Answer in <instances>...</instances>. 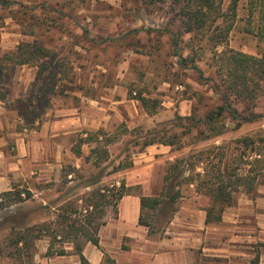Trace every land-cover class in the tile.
Wrapping results in <instances>:
<instances>
[{"label":"rangeland","instance_id":"374dc122","mask_svg":"<svg viewBox=\"0 0 264 264\" xmlns=\"http://www.w3.org/2000/svg\"><path fill=\"white\" fill-rule=\"evenodd\" d=\"M263 8L258 0H239L227 43L212 49L207 39L183 31L177 6L170 1L148 8L142 0H0V140L5 153L0 170L18 161L24 152L20 143L26 146L27 158L20 163L27 173L13 181V194L0 195V264H46L51 238L43 235L35 241L31 257H19L14 253L16 230L46 222L54 228L60 209L74 200L85 212L83 198L93 197L99 188L109 193L122 180L127 185L132 169L159 176L177 158L245 135L264 134V98L255 108L263 116L238 129L227 119L228 131L212 140L198 141L196 130L187 133L190 124L185 119L193 110L204 115L220 103L214 85L220 82L217 55L223 50L262 55ZM176 39L188 67L179 64ZM20 57L28 62L16 64ZM143 98L150 100L149 107ZM236 105L244 109L241 101ZM58 113L63 116L59 124ZM99 130V144L109 156L97 167L88 157L98 143L81 138ZM149 132L178 143L145 147L143 136ZM79 145L81 156L74 152ZM126 160L134 165L115 169ZM99 173L100 182L87 186ZM148 182L147 187L155 189L157 177L152 175ZM131 188L136 194L145 190L144 185ZM180 190L176 203L144 208L142 218L153 237L162 236L176 215L183 218L182 206H210L209 197L199 194L195 184L183 183ZM258 193L264 196V184ZM248 198L240 192L224 214L244 220L236 232H255L251 251L261 257L264 219L252 215L247 221V206L239 201ZM114 212L110 205L97 221ZM223 223L224 239H231L233 230ZM52 242L54 250L69 243L60 238Z\"/></svg>","mask_w":264,"mask_h":264},{"label":"trees","instance_id":"16d2710c","mask_svg":"<svg viewBox=\"0 0 264 264\" xmlns=\"http://www.w3.org/2000/svg\"><path fill=\"white\" fill-rule=\"evenodd\" d=\"M170 1L177 6L176 14L180 18L183 31L193 38L207 39L206 43L212 48L225 45L230 32L238 17L239 0H142L149 8ZM264 5V0H258ZM264 19V8H263ZM195 51V45L191 46ZM22 52V51H21ZM175 54L179 57V64L188 67V58L184 57L179 41L175 40ZM217 54V51H216ZM195 55V54H194ZM219 58L220 82L214 85L220 98V103L208 110L204 115H198L196 111L189 116L179 117L186 119L190 124L187 133L193 130L198 132L195 138L198 141L212 140L224 135L228 131V122L231 120L238 129L245 123L254 122L261 116L255 112L258 101L264 98V51L260 57L233 49H225ZM192 61H195L193 57ZM28 60L20 57L16 64H25ZM197 67V66H194ZM199 69V68H198ZM201 71V70H200ZM203 101V96L200 97ZM236 100L244 104V109H239ZM150 100L143 98L145 107H149ZM101 131L89 133L81 142H96L88 159L97 167L105 157L109 156V150L99 143ZM144 137V146L156 143L174 146L178 142L173 138L166 139L165 135L158 132H149ZM78 156L82 155L80 145L74 151ZM134 165L132 160H126L116 167L117 170L127 169ZM199 169H202L201 171ZM116 170V171H117ZM72 170L68 171L71 174ZM102 174L89 182L87 186H93L100 182ZM183 183L195 184L199 194L209 197L210 206L206 208L207 223L220 222L223 219L227 207L237 202L240 192L246 193L253 200L257 199L258 187L264 184V134H249L232 139L228 144L214 145L207 150L195 151L184 158H177L165 171L164 186L158 196H141L142 213L144 208L156 209L165 201L173 204L182 196L181 186ZM131 186H127L125 180L121 186L113 185L108 189L109 193L99 188L93 197L83 198L85 208L81 212L77 201L68 202L57 216L56 226L52 223L37 224L16 230L15 254L19 257L32 256V247L35 241L43 235L51 238L47 256L65 255V246L54 250L53 241L58 238L73 243L75 252L80 255L82 264L87 260L83 254V247L87 241L99 246V229L105 224L104 220H98L105 216V209L112 205L117 211V202L125 195L131 194ZM14 191H5L1 196L11 195ZM28 197L32 196L28 191ZM0 196V197H1ZM47 207V206H45ZM176 210V208H174ZM97 211V212H96ZM140 216V224L150 229V224ZM30 214V213H29ZM82 216V218H78ZM151 233V231L149 230ZM152 234V233H151ZM80 239L82 241H80ZM250 264H260V256L256 255Z\"/></svg>","mask_w":264,"mask_h":264},{"label":"crops","instance_id":"0c3cea01","mask_svg":"<svg viewBox=\"0 0 264 264\" xmlns=\"http://www.w3.org/2000/svg\"><path fill=\"white\" fill-rule=\"evenodd\" d=\"M60 113L56 117L59 120L56 121L58 124L63 117ZM3 145L0 140V158L5 155ZM20 148H23L24 152L19 155L18 161H14L10 168L7 165L5 172L0 170L1 194L13 190V181L27 173L26 169L24 172L25 167L20 165L27 159L24 143H20ZM5 161L8 163L9 160ZM142 169L139 167L130 171L127 186L144 185V193L125 195L119 200L117 211L107 214L105 224L99 229V246L90 241L84 244L83 254L87 260L86 264H250L255 257L251 249L254 245L253 239H256L257 235L252 231L236 232L240 231L237 227L244 224V220L227 218V212L223 215L222 221L207 223L206 208L191 207L189 203L187 206H182L181 211L184 215L181 214L183 216L181 220L176 215L162 236L153 237L149 228L140 224L141 196L160 195L164 186L165 172L159 176L154 174L145 176L141 172ZM152 175L157 177L153 190L147 187ZM239 204L247 206L244 212L250 218L247 221H252L253 216L255 219H264L262 194L258 193L256 200L250 197L243 202L240 200ZM223 222L233 230L231 239H224ZM262 248L260 264H264V246ZM65 249L67 254L50 256L46 264H82L73 243H68Z\"/></svg>","mask_w":264,"mask_h":264}]
</instances>
